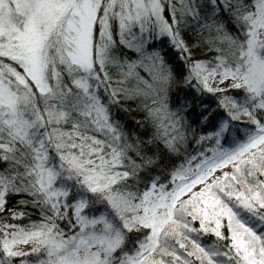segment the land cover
Listing matches in <instances>:
<instances>
[{
    "label": "snow or ice",
    "instance_id": "1",
    "mask_svg": "<svg viewBox=\"0 0 264 264\" xmlns=\"http://www.w3.org/2000/svg\"><path fill=\"white\" fill-rule=\"evenodd\" d=\"M0 264H264V0H0Z\"/></svg>",
    "mask_w": 264,
    "mask_h": 264
}]
</instances>
